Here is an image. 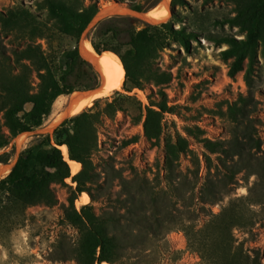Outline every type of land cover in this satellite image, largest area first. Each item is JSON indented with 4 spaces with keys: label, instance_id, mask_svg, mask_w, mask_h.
Returning <instances> with one entry per match:
<instances>
[{
    "label": "rangeland",
    "instance_id": "obj_1",
    "mask_svg": "<svg viewBox=\"0 0 264 264\" xmlns=\"http://www.w3.org/2000/svg\"><path fill=\"white\" fill-rule=\"evenodd\" d=\"M57 4L147 12L164 0H0V134L6 110L38 93L40 73L58 72L67 50L94 40L125 54L130 35L150 23L108 15L78 40L63 31ZM169 9L178 32L151 28L150 41L139 36L142 55L128 56L140 86L129 79L85 110L74 142L80 171L60 147L71 176L52 185V200L0 192V264H90L83 242H105L100 224L120 248L104 243L109 259L94 264H264V0H171ZM104 21L117 35L97 34ZM251 32L255 53L231 74L236 55L226 51H239ZM148 108L157 112L153 139ZM56 114L52 106L41 127L0 149V181L46 135L56 144L54 131H43Z\"/></svg>",
    "mask_w": 264,
    "mask_h": 264
},
{
    "label": "trees",
    "instance_id": "obj_2",
    "mask_svg": "<svg viewBox=\"0 0 264 264\" xmlns=\"http://www.w3.org/2000/svg\"><path fill=\"white\" fill-rule=\"evenodd\" d=\"M175 1V0H173ZM57 15L63 21L62 29L65 33L75 36L78 40L81 38L85 30L88 28L94 17L98 14L97 7H88L79 12H73L64 4H57ZM135 10L144 12V8L135 6ZM151 28H162L170 33H176L178 30L170 24L164 22L161 24L148 23L145 29L139 33H132L129 41L125 43L128 46L125 54L121 52V47L112 48L111 46L102 47L92 40V44L96 51L102 53L105 50H111L117 53L126 69V81H133L135 86H140V82L133 77L132 67L128 61V56H141L147 48V43H144L139 36H143L148 41L152 39L150 33ZM97 34L100 35H117V28L110 25V21H104L97 26ZM184 31V30H182ZM235 45V38H226ZM242 46L238 47L239 51L229 49L226 52L236 55V60L233 63L231 74L243 71L244 63L248 59V53H255V34L250 33L249 39L242 40ZM238 44V43H237ZM64 57L67 59L65 66H59V70L52 72L47 68L46 72L40 73L44 84L42 89L29 97L24 102H17L5 112V125L7 131L0 134V149L9 145L11 140L23 132L33 131L41 127L45 120L52 113V106L55 100L61 95L71 94L76 90H90L100 86L101 75L95 69L93 64L87 60L80 51L79 45L73 49L67 50ZM252 57V55H251ZM120 94V92H116ZM103 98L96 100L95 105H98ZM124 100H133L130 96ZM109 101V100H107ZM145 132L148 138H157L159 133L154 132L159 125L152 126V115H157L153 109H146ZM91 110L83 111L65 120L58 128L54 130L56 144L53 143L50 134L46 135L45 141L37 147L27 148L18 158L15 166L10 174L0 181V192L6 191V195L21 198H32L34 201L52 200L54 190L52 185L59 182H64L66 178L71 176L70 164L65 160L61 146L67 145L70 158L77 161H83L82 154L75 152L74 142L80 139V128L82 122L89 117ZM71 125V126H69ZM61 130L65 133V138L60 134ZM81 191V190H77ZM16 197V196H15ZM99 223H105L104 220L98 219ZM103 228L104 243L113 248H120L116 236L110 234L108 228L104 224H100ZM98 241L96 244L83 242V254L86 262L94 264L95 261H104L109 259L105 251V244ZM100 247V256L97 257V248ZM92 256V262H91Z\"/></svg>",
    "mask_w": 264,
    "mask_h": 264
},
{
    "label": "bare ground",
    "instance_id": "obj_3",
    "mask_svg": "<svg viewBox=\"0 0 264 264\" xmlns=\"http://www.w3.org/2000/svg\"><path fill=\"white\" fill-rule=\"evenodd\" d=\"M170 1L171 0H164V5L155 7L147 12H138L130 9L126 5H106L101 9L100 12H98L93 22H98V20L108 15L130 14L133 16L141 17L151 24H161L164 22H168L170 19ZM81 53L87 60H89L93 64L95 69L101 74L102 84L95 89L76 90L68 96H59L53 104L54 110L57 111L58 114H56L55 117L49 122V124L44 127V132H53L62 124V122L66 118L85 111L88 107L92 106L93 103L99 98L108 96L111 91L121 88L125 82L126 69L120 56L117 53L111 50H105L102 53H99L98 51H96L93 44L89 40L82 41ZM69 100L70 105L67 110L63 112ZM27 134L28 133L25 132L21 133L18 136V142L23 141ZM61 148L66 156V160H68L71 164L73 173H78L81 168V163L77 160L70 159L68 147L66 145L61 146ZM89 199V195L84 193V203H88Z\"/></svg>",
    "mask_w": 264,
    "mask_h": 264
},
{
    "label": "water",
    "instance_id": "obj_4",
    "mask_svg": "<svg viewBox=\"0 0 264 264\" xmlns=\"http://www.w3.org/2000/svg\"><path fill=\"white\" fill-rule=\"evenodd\" d=\"M100 86H101V85H100ZM98 87H99V86H98ZM71 94H72V93H71ZM69 105H70V100L68 101V103H67L66 107L64 108L63 112H65V111L67 110V108L69 107ZM71 117H72V116L66 118L65 120H67V119H69V118H71ZM65 120H64V121H65ZM64 121H63V122H64ZM63 122H62V123H63Z\"/></svg>",
    "mask_w": 264,
    "mask_h": 264
}]
</instances>
